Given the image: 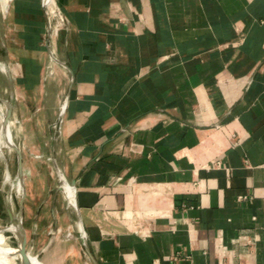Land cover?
Wrapping results in <instances>:
<instances>
[{"label":"crops","instance_id":"crops-1","mask_svg":"<svg viewBox=\"0 0 264 264\" xmlns=\"http://www.w3.org/2000/svg\"><path fill=\"white\" fill-rule=\"evenodd\" d=\"M53 2L56 33L42 0L0 27L16 177L32 103L55 176L30 239L47 207L60 264H264V0Z\"/></svg>","mask_w":264,"mask_h":264},{"label":"rangeland","instance_id":"rangeland-1","mask_svg":"<svg viewBox=\"0 0 264 264\" xmlns=\"http://www.w3.org/2000/svg\"><path fill=\"white\" fill-rule=\"evenodd\" d=\"M2 26H4V19L3 11L0 10V27ZM3 57H5V54L0 50V61ZM14 62L17 63L16 59ZM6 97V83L4 76L0 73V230L6 235L10 234V230H8L10 219L5 207L7 206V211L12 212V215L16 220L19 217L17 213L19 201H22V211L24 216L22 226L27 239L25 244L26 251L36 256L41 262H45V264H60L59 258L56 254H53V250L57 251L61 249L62 251V249H66L70 242L69 240L73 238V235L71 233L69 234L66 225L63 224L61 230H50L51 216L49 210L45 207L44 211H42L38 217L40 223L39 230L38 233L34 235L33 240L30 239L31 235L29 229H26V227L29 226L31 217H33L31 211L34 213V209L45 197L48 188H51V186L55 184V176L52 166L46 159L49 151L42 150L37 140V138L43 136V134H41L42 132L40 134L36 133L35 124L37 125V121L30 116L31 112L36 111L37 108L35 103H32L30 106L32 107L31 111H28L25 113V116H23L24 132L23 134H17L23 143L22 180L26 191L21 199V195L18 193L19 191H17L21 185L16 177L14 146L12 144L10 146V143L9 147L5 145V141H7L5 138L8 136L7 131L10 127V120L15 124L17 114L12 111V117L9 121L6 120V111L8 110V108L6 109L4 106V98ZM52 123H50V125ZM16 125L18 126L17 123ZM52 132V128L48 126L49 134L47 136L44 134V137L46 136V138H49L50 133ZM10 140L13 142L12 138H10ZM60 185L61 183H59V186ZM60 216L63 217V215ZM62 223H64L63 220ZM48 239L56 242L53 250L49 248L48 251L41 252L40 250L44 248L43 245ZM12 244L15 243L12 242Z\"/></svg>","mask_w":264,"mask_h":264},{"label":"bare ground","instance_id":"bare-ground-1","mask_svg":"<svg viewBox=\"0 0 264 264\" xmlns=\"http://www.w3.org/2000/svg\"><path fill=\"white\" fill-rule=\"evenodd\" d=\"M10 0H0V10L3 12H6L8 8ZM47 1L48 8L50 12H54L55 6H54V0H45ZM10 25V24H9ZM50 89V88H49ZM1 102V101H0ZM5 102L4 106L7 109L8 105ZM10 128V127H9ZM8 128V129H9ZM7 129V130H8ZM10 130V129H9ZM7 131L5 145L9 147L11 144L14 146V143L10 140L11 134L10 131ZM8 137V138H7ZM8 142V143H7ZM16 152V151H15ZM18 180L20 182V187L17 189L19 191L18 193L20 195H23V184L20 178L18 177ZM61 187V186H60ZM63 187L68 190L67 185L64 183ZM10 215V224L8 226V230H10V234L6 235L2 233L0 230V264H45L41 262L40 260L37 259L36 256L32 255L31 253L28 252L26 256L22 255L20 252V245L21 241L23 238V231L21 229V224H20V216L15 220V218L12 215V212H9ZM70 234V233H69ZM14 242L15 244H12Z\"/></svg>","mask_w":264,"mask_h":264},{"label":"built area","instance_id":"built-area-1","mask_svg":"<svg viewBox=\"0 0 264 264\" xmlns=\"http://www.w3.org/2000/svg\"><path fill=\"white\" fill-rule=\"evenodd\" d=\"M53 2V1H52ZM43 7L44 10L46 11L47 14V22H48V35H50L51 33H56L58 28H65L66 27V20L64 19V17L61 15V13L55 8L54 12H50L49 8H48V4L47 2L44 3L43 2ZM51 54V58L53 60H57L56 57ZM48 71L51 72V69L48 67ZM66 109V105H64L63 103H61L59 105V120L54 121L50 127L52 128L53 132H52V136L55 139H58L60 137L61 134V123H62V119H63V114L64 111ZM185 258H188V256H185ZM180 259L179 255H174L173 256V260L174 261H178Z\"/></svg>","mask_w":264,"mask_h":264},{"label":"water","instance_id":"water-1","mask_svg":"<svg viewBox=\"0 0 264 264\" xmlns=\"http://www.w3.org/2000/svg\"><path fill=\"white\" fill-rule=\"evenodd\" d=\"M43 2L44 3H46L47 1H45V0H42V4H43ZM5 69L8 71V67L7 66H5ZM1 100H3V99H1ZM6 103H7V105H8V110L6 111V120L7 121H9L10 120V118L12 117V115H13V112H12V105H11V103H9V102H7V101H5ZM64 105H66V103L64 102L63 103ZM57 120H59V116H58V118L56 119V121ZM55 140V138L52 136V141H54ZM15 148V150H16V152H17V155H18V161H19V171L21 170V166H20V152H19V150L16 148V147H14ZM20 180L22 181V173H20ZM9 218H10V215H9ZM19 220H20V224H21V229H22V231H23V238H22V241H21V245H20V252H21V254L22 255H24V256H26L27 254H28V252L26 251V249H25V232H24V229H23V226H22V221H21V216H20V218H19Z\"/></svg>","mask_w":264,"mask_h":264}]
</instances>
